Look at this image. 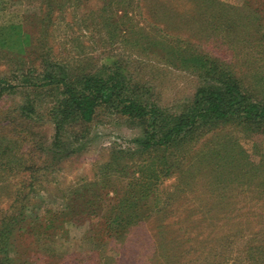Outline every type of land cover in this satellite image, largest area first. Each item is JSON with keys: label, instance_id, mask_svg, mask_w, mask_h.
<instances>
[{"label": "rangeland", "instance_id": "374dc122", "mask_svg": "<svg viewBox=\"0 0 264 264\" xmlns=\"http://www.w3.org/2000/svg\"><path fill=\"white\" fill-rule=\"evenodd\" d=\"M118 1L55 0L51 19L42 20L46 7L41 0H0V76L10 80L16 77L14 82L18 83L22 75H41L51 62L80 72L97 70L118 59L129 66L135 82L150 89V98L155 103L180 110L199 85V78L165 64L153 53L141 49L143 39L153 36L233 62L248 86L264 92V56L253 41L257 35V18H264V0H217L222 10L214 15L216 19L220 17L215 23L210 14L212 9L194 8L190 0L178 2L179 5L175 0H132L127 15L132 18V24L142 28L140 37L128 34L127 27L121 24L119 18L125 0ZM103 4H107V8L101 10ZM174 12L170 21L164 17ZM22 90L18 87L16 92L0 100V143L21 142V136H17L14 128L18 130V123L23 121L17 116L26 100ZM50 105V98L45 95L36 105L37 112L26 117L30 120L29 126H35L38 138L43 136L40 142L46 145L53 134L48 116ZM24 134L31 140L28 131ZM141 137L142 127L137 123L116 113L100 111L86 137L76 141L73 152L59 164L56 162L52 169H44L49 166L50 158L37 153L35 163L39 166L36 171L39 180L29 195V214L44 215L47 211L63 209L62 191L70 187H78L76 197L79 201L91 199V192L98 189L102 190L101 201L105 205L113 203L116 194L110 189L121 193L128 181L138 175L135 169L141 164L138 160L141 158L131 152L137 149L136 140ZM227 140L245 155L244 161L255 164L264 161V133L246 132L233 125L202 133L190 143L189 150L176 153L179 167L171 176L160 178L155 193L147 201L153 209L149 222L126 239L121 259L125 264L149 263L145 255L151 252L144 247L150 246L151 237L158 230L157 223L198 220L202 213L197 210L202 205L217 202L237 207L264 206V197L257 193L259 186L251 174L241 171L223 180L221 175L213 173L211 165L221 162L218 151ZM37 141L32 139L29 143L35 145ZM20 144L21 149L26 150L28 142ZM114 150L126 153L122 162L126 166V175L121 177L113 173L104 179L103 166ZM1 168V176L6 177L3 181L0 178V208H5L10 202L7 193L19 186L20 176L11 175L10 169L3 173ZM102 186L105 187L102 189ZM176 187L182 191L181 197L172 196ZM160 208H165L167 215L158 222L155 220ZM188 209L194 214L189 215ZM98 219V216H90L73 223L57 218L54 223L62 226L39 237L25 233L17 236L19 251L29 264H98L102 256L118 255L112 241L101 234ZM217 224L212 232L195 229L190 233L192 237L201 236L202 239L222 235L226 232L225 227H221V222Z\"/></svg>", "mask_w": 264, "mask_h": 264}, {"label": "trees", "instance_id": "16d2710c", "mask_svg": "<svg viewBox=\"0 0 264 264\" xmlns=\"http://www.w3.org/2000/svg\"><path fill=\"white\" fill-rule=\"evenodd\" d=\"M54 1L41 0L46 7L42 20L51 19ZM181 1L175 0V4L179 5ZM190 1L194 8L212 9L213 23L220 20V17L216 19L214 16L222 10L217 0ZM125 2L119 20L127 27L128 34L139 36L142 28L132 24V18L127 15L132 8V0ZM104 8L107 4H103L101 10ZM175 14L167 13L164 17L170 21ZM184 16L187 14L184 13ZM256 24L257 35L253 41L264 56V18L258 17ZM143 40L141 49L153 53L161 62L199 78V85L180 110L155 103L150 98V89L135 82L129 73V66L118 59L103 64L97 70L80 72L51 62L41 75H22L18 83L14 82L16 77L10 80L0 76V100L16 92L18 87L23 88L26 99L20 107L21 113L17 115L23 121L18 123V130L14 128L17 136H21V142L0 143L2 172L10 169L11 175L20 176L19 186L7 193L10 195L9 204L0 208V264H29L19 251L17 236L20 234L39 237L50 229L62 226L61 223H54L57 218L76 223L90 216L100 218L97 224H100L101 234L109 238L118 251L115 257L102 256L98 264H125L121 259L126 239L149 222L153 209L147 201L155 193L160 178L171 176L173 170L179 167L176 153L186 152L198 136L219 127L233 125L246 132L264 133V92H257L248 86L233 62H226L215 54L189 45L184 48L161 37L152 36ZM45 95L50 98L48 116L53 125L52 138L47 145L40 142L43 136L38 138L35 126H29L30 120L26 118L37 112L36 105ZM100 111L119 114L142 127V137L136 140L138 147L131 152L141 158L138 159L141 164L135 169L138 175L128 181L121 193L110 189L116 194L113 203L105 205L101 201L102 190L98 189L91 192V199L79 201L76 197L78 187H70L62 191L63 209L31 216L28 199L39 180L36 173L39 166L35 163L37 153H44L50 158L49 166L43 168L52 169L56 162L59 164L73 152L76 141L86 137L90 124ZM27 131L32 136L29 137L31 140L24 134ZM32 139L38 140L37 144L29 143ZM26 142V150L21 149L20 143ZM233 145L229 140L223 144L218 151L221 162L211 165L213 173L221 175L223 180L241 171L249 173L259 186L257 193L264 197V161L258 164L244 161L245 155ZM125 157L123 150L112 151L103 166L102 178L108 179L113 173L125 176L126 166L122 165ZM5 177L0 174L1 181ZM175 189L172 196L181 197L182 191L177 187ZM199 211L202 216L198 220H186L188 225L181 219L167 224L157 223L158 230L152 235L150 246L144 247L151 252L145 255L148 264H264V206L237 207L217 202L202 205ZM166 212L165 208L157 209L155 221L164 220ZM188 214H194L192 209H188ZM219 222L226 231L222 235L202 239L199 238L201 236L192 237L190 233L195 229L212 232Z\"/></svg>", "mask_w": 264, "mask_h": 264}]
</instances>
